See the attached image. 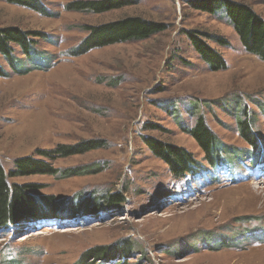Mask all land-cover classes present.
Returning <instances> with one entry per match:
<instances>
[{
	"label": "rangeland",
	"instance_id": "1",
	"mask_svg": "<svg viewBox=\"0 0 264 264\" xmlns=\"http://www.w3.org/2000/svg\"><path fill=\"white\" fill-rule=\"evenodd\" d=\"M75 1L91 0H38L44 13L0 0V28L43 35L27 58L17 46L16 60L0 55V164L7 177L19 158H42L56 174L6 179L29 186L24 191L43 216L49 214L42 200L59 208L56 218L0 229V264H264V173L253 180L247 172L250 152L258 148L254 163L264 160V62L245 51L223 11L193 8L198 0H132L101 14L67 9ZM230 1L264 21V0ZM135 17L165 28L144 40L74 53L87 26ZM186 32L216 51L224 69L210 70ZM241 111L251 118L257 146L239 136ZM199 116L235 150L232 177L239 183L202 170L173 179L145 145L151 137L178 146L202 165V151L184 131ZM85 141L100 146L38 155ZM107 192L125 202L72 218V205H98ZM23 235L32 237L20 241ZM100 246L114 256L85 255ZM127 247L128 255L117 252Z\"/></svg>",
	"mask_w": 264,
	"mask_h": 264
},
{
	"label": "trees",
	"instance_id": "2",
	"mask_svg": "<svg viewBox=\"0 0 264 264\" xmlns=\"http://www.w3.org/2000/svg\"><path fill=\"white\" fill-rule=\"evenodd\" d=\"M4 1L6 3L37 11L38 13H44V11L41 12V6L38 4V0ZM131 2L132 0L75 1L67 4L66 7L71 11H89L94 14H101L113 9L124 7ZM192 5L195 9L211 14L215 11H223L225 19L228 20L230 25H232L245 51L264 62V21H261L248 7L230 0H198ZM46 13L48 15V11H46ZM164 28L163 25L146 21L138 17L126 18L121 21H116L110 24H101L94 27L87 26L89 35L77 46L74 53L76 55H82L93 48H102L118 42L144 40L161 32ZM38 33L39 32L31 33L22 31L15 27L0 28V55L3 59H6L5 61L16 60L13 56V46H17L23 52L22 54L25 58H27V56L29 57V51L31 50L34 52L33 47L36 45L35 38L43 36L41 33ZM186 35L190 40L193 49L210 70L218 71L224 69L225 62L223 59L220 58L216 51L200 40L198 38L199 35H196L193 32H186ZM216 41L220 44H224L219 38L216 39ZM12 70H17V68H12ZM2 72L3 70L0 67V75ZM257 107L259 106L257 105ZM261 109L263 108L261 107ZM245 116L246 114L242 113L236 120L239 136L246 143L252 146H257L253 135V129L250 124L251 118L248 119ZM205 123L204 118L199 116L192 129H184L185 132H188L190 136L193 137L202 151V165L199 164L191 154L178 146L164 144L151 137L144 138L145 145L150 149L153 156L165 163L168 171L173 176V179L178 180L185 175L192 177V175L197 174L201 170L202 172L208 171L206 170L207 167L215 168L218 164L233 163L234 159L232 155L236 153L235 150L230 146L223 144ZM150 127L151 129H154V126L152 127V125H150ZM99 146L100 144L95 141H85L78 143L75 146H60L57 150L58 152L49 153L48 151L41 150L38 155L40 157L51 158L55 155L70 156L98 148ZM218 149L219 152L217 151ZM257 149L258 148H256L255 151L250 152V155H253V157L259 155ZM13 167V170L9 171L8 176L6 177L0 164V229H7L27 218L36 221L38 219H44V217H54L53 214L57 213L59 208L55 206L52 199H45L39 203L42 204L43 208L46 207V210H48L47 214H49V216H43L41 209L39 207H37V209L36 207L34 208V204L28 197L27 192L24 191L25 189H30V187L24 186L19 188L17 185L9 183L6 178L27 177L31 175H54L56 174V170L44 162L42 158L34 157L19 158L13 163ZM70 173L71 172L68 171L64 175L70 176ZM31 188H35V185H32ZM99 200L101 203L98 205L86 200V202L84 201L79 204V206H77L78 204H71L70 211L72 212V218H74L78 212L84 213L87 216L92 214L96 215L103 207L109 210L111 208L119 207L125 202L122 195L110 192L104 194ZM29 202L32 204H28ZM66 218L72 219L69 217ZM117 252H121L124 256L128 255V247L121 251L117 250ZM114 254L115 252H112L106 246L96 247L85 253V255L90 256V259L106 261L113 257Z\"/></svg>",
	"mask_w": 264,
	"mask_h": 264
},
{
	"label": "bare ground",
	"instance_id": "3",
	"mask_svg": "<svg viewBox=\"0 0 264 264\" xmlns=\"http://www.w3.org/2000/svg\"><path fill=\"white\" fill-rule=\"evenodd\" d=\"M42 234V233H41ZM35 235V234H34ZM33 235V236H34ZM23 236H25V235H23ZM32 237V236H31ZM31 237H28V236H25V237H23L22 239H20V241H27V240H29ZM21 238V237H20Z\"/></svg>",
	"mask_w": 264,
	"mask_h": 264
},
{
	"label": "water",
	"instance_id": "4",
	"mask_svg": "<svg viewBox=\"0 0 264 264\" xmlns=\"http://www.w3.org/2000/svg\"><path fill=\"white\" fill-rule=\"evenodd\" d=\"M39 229H40V228H39ZM39 229H38V230H39ZM31 232H33V230L29 231L27 234H29V233H31Z\"/></svg>",
	"mask_w": 264,
	"mask_h": 264
}]
</instances>
